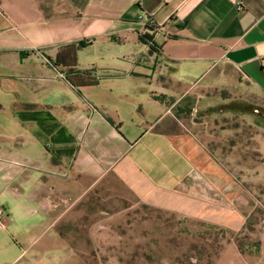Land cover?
<instances>
[{
	"label": "crops",
	"instance_id": "1",
	"mask_svg": "<svg viewBox=\"0 0 264 264\" xmlns=\"http://www.w3.org/2000/svg\"><path fill=\"white\" fill-rule=\"evenodd\" d=\"M236 1L243 11L232 0H0V264H85L65 217L104 186L246 230L264 209V159L234 175L176 117L204 108L225 65L264 94V0ZM142 13L163 29H144ZM72 45L96 86L61 78L56 59ZM255 228L213 264H264V220Z\"/></svg>",
	"mask_w": 264,
	"mask_h": 264
},
{
	"label": "rangeland",
	"instance_id": "2",
	"mask_svg": "<svg viewBox=\"0 0 264 264\" xmlns=\"http://www.w3.org/2000/svg\"><path fill=\"white\" fill-rule=\"evenodd\" d=\"M215 75L204 108L176 117L234 175L242 163L251 171L264 159V94L231 66H222ZM255 198L264 205L261 195ZM65 219L70 244L83 253L85 264H213L231 240L243 249L242 240L264 220V209L236 235L143 205L119 187L104 186L85 194Z\"/></svg>",
	"mask_w": 264,
	"mask_h": 264
},
{
	"label": "trees",
	"instance_id": "3",
	"mask_svg": "<svg viewBox=\"0 0 264 264\" xmlns=\"http://www.w3.org/2000/svg\"><path fill=\"white\" fill-rule=\"evenodd\" d=\"M87 43H81L80 47H85ZM77 46H67L64 47L57 59L56 64L59 67L66 68L67 73H63L66 76V81H68L75 88L96 86L98 84V79L92 76L91 73L78 71L77 68Z\"/></svg>",
	"mask_w": 264,
	"mask_h": 264
},
{
	"label": "built area",
	"instance_id": "4",
	"mask_svg": "<svg viewBox=\"0 0 264 264\" xmlns=\"http://www.w3.org/2000/svg\"><path fill=\"white\" fill-rule=\"evenodd\" d=\"M233 4L237 7L238 11H243V5L239 2H237L236 0H232ZM139 22L143 25L144 29H158V30H162V27H159L157 25V23L154 21V19L152 18V16L146 14V13H142L139 15ZM61 78H63L64 80H66V76L65 74H61ZM0 224L4 226V214L3 212L0 210Z\"/></svg>",
	"mask_w": 264,
	"mask_h": 264
}]
</instances>
